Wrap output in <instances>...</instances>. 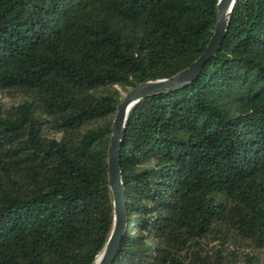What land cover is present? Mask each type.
Returning a JSON list of instances; mask_svg holds the SVG:
<instances>
[{
	"label": "trees",
	"instance_id": "1",
	"mask_svg": "<svg viewBox=\"0 0 264 264\" xmlns=\"http://www.w3.org/2000/svg\"><path fill=\"white\" fill-rule=\"evenodd\" d=\"M219 0H0V264H93L121 91L204 52ZM112 264H264V0L188 86L129 113Z\"/></svg>",
	"mask_w": 264,
	"mask_h": 264
},
{
	"label": "water",
	"instance_id": "2",
	"mask_svg": "<svg viewBox=\"0 0 264 264\" xmlns=\"http://www.w3.org/2000/svg\"><path fill=\"white\" fill-rule=\"evenodd\" d=\"M236 1H218L217 21L213 35L203 54L190 67L171 78L146 82L121 94L111 128L112 135L108 149V180L113 197L114 224L104 249L93 264H112L115 261L120 239L127 225L126 189L123 187L120 159L125 128L130 111L139 101L151 94L183 88L198 78L203 65L214 58L222 46Z\"/></svg>",
	"mask_w": 264,
	"mask_h": 264
},
{
	"label": "rangeland",
	"instance_id": "3",
	"mask_svg": "<svg viewBox=\"0 0 264 264\" xmlns=\"http://www.w3.org/2000/svg\"><path fill=\"white\" fill-rule=\"evenodd\" d=\"M122 93H126L125 91H121V94ZM121 98V97H120ZM0 102L1 103H9L10 102V99L5 97V95L3 94H0Z\"/></svg>",
	"mask_w": 264,
	"mask_h": 264
}]
</instances>
